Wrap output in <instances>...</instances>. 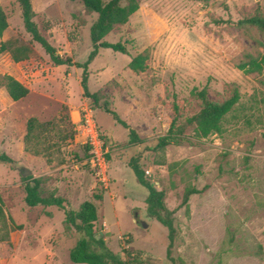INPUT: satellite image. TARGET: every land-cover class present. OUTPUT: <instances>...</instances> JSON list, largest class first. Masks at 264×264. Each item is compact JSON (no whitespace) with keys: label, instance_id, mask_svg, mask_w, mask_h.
Wrapping results in <instances>:
<instances>
[{"label":"rangeland","instance_id":"obj_1","mask_svg":"<svg viewBox=\"0 0 264 264\" xmlns=\"http://www.w3.org/2000/svg\"><path fill=\"white\" fill-rule=\"evenodd\" d=\"M138 2L139 10L105 38L123 43L127 54L100 49L88 66L95 104L83 96L82 69L73 64L92 50L96 14L67 0H31L40 34L71 61L56 66L25 32L17 0H0L8 23L0 43L18 40L32 51L20 63L0 54V151L13 161L0 164V264H72L78 234L65 225L64 210L26 206L29 176L41 179L42 191L62 199L66 210L100 195L101 236L123 260L124 251H140L154 264H264V71L237 69L246 54L263 53L264 34L239 22L257 9L264 16V0ZM143 51L149 54L145 70L131 71L130 59ZM6 76L28 90L25 98L11 100ZM234 89L240 99L224 117L221 134L202 141L187 134L153 149L171 124L173 102L194 113L200 103L193 92L205 90L210 101L221 102ZM104 104L141 143L129 142ZM85 108L107 150L104 175L86 163L89 150L77 124ZM30 118L42 126L27 144ZM133 158L174 213L173 261L166 256L167 229L147 214L148 193L129 166ZM24 170L30 174L23 177ZM186 190L195 194L182 206Z\"/></svg>","mask_w":264,"mask_h":264},{"label":"trees","instance_id":"obj_2","mask_svg":"<svg viewBox=\"0 0 264 264\" xmlns=\"http://www.w3.org/2000/svg\"><path fill=\"white\" fill-rule=\"evenodd\" d=\"M67 1L79 3L86 11L96 14V19L90 26L89 31L92 50L83 63H75L73 65L82 69L81 87L83 96L97 104V95L89 93L87 88L88 66L97 57L100 49L110 50L122 55L127 54L126 46L123 43H110L105 38L117 27L123 26L128 22L129 18L139 10V2L138 0H108L106 3H103L102 0ZM17 3L21 9L24 30L30 36L31 41L43 49L54 65H70V59L59 57L54 47L40 34L33 21L35 15L31 0H17ZM239 24L250 25L264 34V16L260 14L258 9L251 17L240 21ZM7 27L6 15L0 7V37ZM262 48L263 53L256 55L246 54L244 61L237 65V69L245 75L259 74L264 71V45H262ZM31 52L28 45L18 40L0 43V54L9 53L14 63L27 60ZM148 59V52L143 51L130 59L128 68L133 72H143ZM4 81L6 91L12 101L17 102L28 94V90L11 77H4ZM192 94L200 103L198 110L190 113L184 105L173 102L170 106L174 114L171 124L166 135L158 139L157 145L153 149H161L182 141L187 134L197 141H202L213 134H221L224 117L233 110L240 99V94L236 89L231 92L227 99L221 102L210 101L205 90L193 92ZM101 109L109 114L117 125L128 131V139L131 144L141 143L136 132L120 119L115 112L108 109L106 104ZM41 126L35 118H30L27 121L25 143L28 144L37 136L35 131H38ZM12 163L13 161L0 151V164L12 165ZM129 166L137 182L147 190L148 194L145 199L147 214L167 229L168 246L166 256L168 260L173 261L171 250L175 235L174 213L166 208L164 193L154 189L146 179L139 161L133 158L129 162ZM24 181H26L24 186V202L26 206L29 208L37 206L55 207L65 211V225H69L75 230L79 237L75 246L69 252V259L72 264H154L150 256L144 255L140 251H124L127 260H123L119 255L114 254L107 248L104 238L99 234L103 231L96 205V202L102 200L100 195H94L92 201L83 202L77 210H66L62 199L42 191L41 179L29 176ZM192 194H195V191H185L181 201L182 206L187 204ZM3 215L2 208H0V216ZM103 233L104 235L106 234L105 231Z\"/></svg>","mask_w":264,"mask_h":264},{"label":"built area","instance_id":"obj_3","mask_svg":"<svg viewBox=\"0 0 264 264\" xmlns=\"http://www.w3.org/2000/svg\"><path fill=\"white\" fill-rule=\"evenodd\" d=\"M83 112L82 115H79L77 124L78 131L85 138V144L89 150L86 163L91 170L104 175L103 170L106 169L105 155L107 150L97 130L92 111L85 108Z\"/></svg>","mask_w":264,"mask_h":264},{"label":"water","instance_id":"obj_4","mask_svg":"<svg viewBox=\"0 0 264 264\" xmlns=\"http://www.w3.org/2000/svg\"><path fill=\"white\" fill-rule=\"evenodd\" d=\"M29 174H30L29 171L24 170L23 173H22V176L25 177V176H27V175H29ZM143 226H144V224H143ZM99 234L101 235L102 233L100 232Z\"/></svg>","mask_w":264,"mask_h":264}]
</instances>
